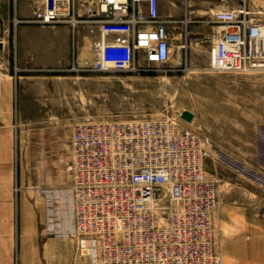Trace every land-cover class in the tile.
<instances>
[{
  "label": "built area",
  "instance_id": "2783aa9c",
  "mask_svg": "<svg viewBox=\"0 0 264 264\" xmlns=\"http://www.w3.org/2000/svg\"><path fill=\"white\" fill-rule=\"evenodd\" d=\"M210 21L211 71L264 72V0H240ZM16 22L66 25L73 47L87 29L90 61L74 55L71 71L137 72L165 66L171 53L159 0H42ZM180 112L71 126L70 235L91 264H222L213 246L222 180L208 136Z\"/></svg>",
  "mask_w": 264,
  "mask_h": 264
},
{
  "label": "rangeland",
  "instance_id": "374dc122",
  "mask_svg": "<svg viewBox=\"0 0 264 264\" xmlns=\"http://www.w3.org/2000/svg\"><path fill=\"white\" fill-rule=\"evenodd\" d=\"M182 2L159 0V14L167 21L173 49L171 60L165 66H144L137 72L71 71L68 68L74 55L83 62L90 61V54L86 52L89 32L80 29L74 47L71 40L68 63L42 71L36 78V109L21 112L15 107L17 94H13L7 127L13 226L19 175L25 176L28 184L34 170L42 172L51 166L55 171L58 169L62 188H70L71 178L65 166L70 157L69 138L74 123L173 117L185 109L194 115L190 126L200 127L208 136L222 180L219 214L213 220V242L225 237L232 244L231 257L221 253L222 264H247L242 261L245 259H250L249 264H262L264 239L254 238L255 246L251 248L242 244L253 236H264V219L260 215L264 208V72L211 71L208 67L211 35L194 31L193 19L187 25L181 22ZM181 44L183 47H178ZM9 55L11 63V51ZM4 59L0 56V71H4ZM9 70L18 71L12 63ZM23 114L36 118L38 127L47 125L63 130L64 141L57 157H41L31 150L34 145L23 125L25 119L20 117ZM40 145L39 142L35 147ZM206 164L209 171L213 161L209 159ZM62 198L70 206V195ZM40 199L43 205V197ZM75 252L85 256L76 248Z\"/></svg>",
  "mask_w": 264,
  "mask_h": 264
},
{
  "label": "crops",
  "instance_id": "0c3cea01",
  "mask_svg": "<svg viewBox=\"0 0 264 264\" xmlns=\"http://www.w3.org/2000/svg\"><path fill=\"white\" fill-rule=\"evenodd\" d=\"M41 1L0 0V33L3 35H0V56L7 59L3 62L4 71H0V264H90L87 256L77 255L74 240L70 235L73 229L71 184L68 190L62 188L58 169L55 171L51 168V161L50 167L42 172L34 170L28 184L25 176L17 177L20 185L15 199V226L12 225L14 205L9 181L10 154L7 127L10 120L8 112L14 103L13 94H17L15 107L21 112L32 107L36 109L34 94L39 73L55 69L59 64L65 65L70 57L71 35L68 26L15 23V20L30 17L34 7ZM239 2L183 0L181 22L184 20L190 22V19H193L194 31L203 36L212 34L215 36L218 29L216 24L210 21L212 12L217 9L235 8ZM191 13L194 15L191 16ZM10 51L11 63L18 70L16 73L9 70ZM20 117L25 119L23 125L27 127L29 140L34 145L31 150L38 152L41 157L49 159L57 157L60 145L64 141L63 130L60 132L57 128L47 125L38 127L36 118L25 114ZM39 142L42 145L36 148L35 145ZM23 184L25 186L21 187ZM68 194L71 198L70 206L67 200L62 198L68 197ZM254 238H260L261 241L264 236H253L247 243L243 242L242 246L254 247ZM230 242L225 237L222 240L218 237L214 240L213 246L228 258L232 252ZM250 250L247 249L253 252V249ZM258 253L261 254V251ZM261 260L264 264V258ZM242 261L250 263V259Z\"/></svg>",
  "mask_w": 264,
  "mask_h": 264
},
{
  "label": "water",
  "instance_id": "95a60500",
  "mask_svg": "<svg viewBox=\"0 0 264 264\" xmlns=\"http://www.w3.org/2000/svg\"><path fill=\"white\" fill-rule=\"evenodd\" d=\"M179 116L181 119H183L186 122H190L193 119V113L185 109L180 112Z\"/></svg>",
  "mask_w": 264,
  "mask_h": 264
},
{
  "label": "bare ground",
  "instance_id": "6f19581e",
  "mask_svg": "<svg viewBox=\"0 0 264 264\" xmlns=\"http://www.w3.org/2000/svg\"><path fill=\"white\" fill-rule=\"evenodd\" d=\"M167 30H168V28H167ZM216 30V29H215ZM191 45V44H190ZM182 46V44L181 45H178V47H181ZM177 49H180V48H177ZM194 49V48H193ZM172 53H173V49H172V47H171V53H170V56H169V59L168 60H171V57H172ZM177 53V52H176ZM176 57V56H175ZM177 59V58H176ZM178 112V111H177ZM194 116V115H193ZM183 120V119H182ZM186 122V121H185ZM190 123H191V121H190ZM189 122H187V124H190ZM91 264V263H90Z\"/></svg>",
  "mask_w": 264,
  "mask_h": 264
}]
</instances>
